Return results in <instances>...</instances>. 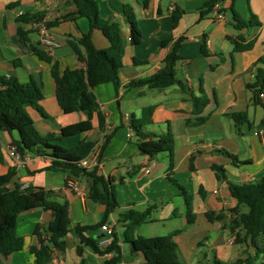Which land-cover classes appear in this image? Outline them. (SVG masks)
Instances as JSON below:
<instances>
[{
    "label": "crops",
    "instance_id": "1",
    "mask_svg": "<svg viewBox=\"0 0 264 264\" xmlns=\"http://www.w3.org/2000/svg\"><path fill=\"white\" fill-rule=\"evenodd\" d=\"M80 1V0H78ZM102 18H114L122 22L124 5L132 7L141 31V43L132 46L128 39V26L122 23V36L126 46L123 67L119 72L118 96L113 84L95 87L99 110L104 116V126L98 127L94 116L93 129L85 134L56 141L63 148H72L86 137L95 147L110 136L102 150L96 170L98 175L112 177L118 207L107 217L106 224L114 231L121 248L118 264H145L141 256H132L123 242L124 226L119 216L128 211H143L153 206L149 220L136 228L141 237L166 236L173 231L178 247L180 264H209L217 258L230 264L252 253L245 244H237L229 232L231 209L246 207L229 195L228 183L243 184L259 180L264 173V99L254 100V94L246 86L255 82L257 68L264 69V0H221L217 18L211 12L200 16L210 0H98ZM234 11L245 21L251 16L260 23L258 27L237 30L233 26L231 3ZM146 4V5H145ZM180 12L173 25L172 13ZM75 4L72 0H0V75H14L21 82L32 78L40 87L44 100L40 103L47 119L34 111L31 115L41 135L57 134L61 127L86 117L83 113L63 114L55 101V86L50 65L38 60L18 38L17 28L29 31L30 42L47 51L58 61L59 70L79 67L67 40L89 30L86 18L73 20ZM28 14L30 18L41 17L46 22L57 24L49 29L57 47L47 50L40 42L38 22L17 23V17ZM241 36L244 43L252 42L249 50L234 51L230 39ZM181 39L176 63L177 78L185 90L177 86L165 89H149L147 86L126 88L132 80L145 79L163 66V60L172 44ZM170 40L167 46L163 41ZM205 43L206 54L201 52ZM91 42L95 49L105 50L109 42L99 31H93ZM133 59L143 61L137 65ZM207 98L201 116L206 120L197 125H186L191 114L193 96ZM48 104L55 114L48 108ZM154 106L152 123L146 130L156 135L170 131L174 140L173 178L192 195L191 206L195 221L187 224L186 206L179 189L166 178L168 156L166 153L153 158L139 154L136 138L129 128L131 116L139 117L144 107ZM242 113L247 123L237 129L228 114ZM53 115V116H52ZM0 135L2 161L0 174L14 170L15 175L7 187L15 184L33 191H54L55 200L68 206L69 232L64 237L65 251L53 250L46 264H101L112 254L97 255L85 247L82 257L76 253L78 238L74 227L96 226L85 234L93 238L99 247L111 242V237L98 224L104 218L103 205L87 199L86 179H75L68 172L48 171L49 160L35 155H26L21 161L11 158L7 152L9 137ZM70 140V141H69ZM236 158L233 161L229 156ZM192 157L193 169L189 168ZM221 166L225 179H217L211 166ZM90 169V170H92ZM124 177V182L120 179ZM222 213V221L209 222L205 213ZM52 216L49 211L33 209L17 218L16 234L23 239V249L6 258L0 255L3 264H37L30 247L37 245L38 234L48 225ZM127 248V249H126Z\"/></svg>",
    "mask_w": 264,
    "mask_h": 264
},
{
    "label": "trees",
    "instance_id": "2",
    "mask_svg": "<svg viewBox=\"0 0 264 264\" xmlns=\"http://www.w3.org/2000/svg\"><path fill=\"white\" fill-rule=\"evenodd\" d=\"M75 4L73 20L86 18L89 23V30L85 33L79 31L78 37L68 39L70 46L79 67L62 71L59 70L58 61L47 51L39 48L37 44L30 42L29 31L17 28L18 38L27 46L29 51L38 60L50 65L51 76L55 86V101L63 114L83 113L85 119L79 122L61 127L57 134L49 133L41 135L35 127L31 112L37 113L41 118L47 119L40 103L44 100L43 93L38 84L30 78L27 82H21L14 75H0V133L9 137V144L16 148L19 157L23 159L26 155H35L49 160L46 167L48 171L68 172L72 178L86 179L87 199L93 203L103 205L105 208L104 218L98 224L99 227L106 224L108 215L118 207L115 195V184L112 177L105 178L98 175L95 169L89 170L79 166V161L84 158L95 147V143L86 137L79 140L72 148H63L56 141L67 139L76 135L85 134L93 129L92 120L97 117L98 127L104 126V116L99 110V105L94 94L95 87L111 83L115 88V95L118 96L120 86L119 72L123 67V57L126 46L122 36V23L128 26V39L132 46L141 43V31L132 7L124 5L121 11L122 22L114 18L104 19L99 14L98 0H72ZM221 0H210L204 6L200 16L211 12L212 7ZM146 5V4H145ZM233 26L237 30L249 27H258L260 23L251 16L249 20H243L233 8L231 3ZM173 25H176L180 12L174 10L172 13ZM41 17L30 18L28 14L17 17V23L38 22ZM57 22H46L45 26L50 28ZM93 31H99L109 42L105 50H97L91 42ZM234 51L249 50L253 43H244L241 36L230 39ZM181 39L176 40L170 52L163 60L160 70L145 79L132 80L126 88L147 86L149 89H165L177 86L185 90L183 83L177 78L176 63L180 59L178 48ZM170 40L163 41L161 46H167ZM201 52L206 54L205 43H201ZM137 65L145 62L133 59ZM254 94V100L260 99L264 93V69L257 68L255 82L246 86ZM192 103L191 114L195 116L192 120H186V125H197L203 123L206 118L201 116L207 104L202 89L201 96L195 97L190 92ZM154 106L144 107L139 117L131 116L129 128L136 138V146L140 155L153 158L159 154L166 153L168 165L166 178L175 185L183 198L186 206L187 224L195 221V214L192 211V195L173 178V151L174 140L170 131L162 135H156L146 130V126L152 123ZM233 120L236 128L247 123L246 115L242 113L228 114ZM110 136H105L99 146L98 160L102 150L108 143ZM228 156L236 161L232 155ZM2 153L0 148V162ZM189 168L193 169L192 157L189 160ZM211 170L215 172L217 179H225L224 169L221 166L213 165ZM15 175L14 170L6 174H0V255L4 258L23 249V239L16 234V223L18 216L33 209H43L51 213L52 219L48 225L38 234L37 245L30 247L37 264H46L51 260L53 250L65 251L64 237L69 232L68 206L66 202L55 200L57 193L54 191H33L30 187L22 189L15 184L12 189L7 185ZM122 177L120 182H124ZM229 195L237 202V205H244L245 212H240L238 207L231 209L229 232L234 236L237 244H245L252 249V253L244 252V256L236 259L230 264H264V173L262 177L253 182L243 184H227ZM153 206H148L139 212L128 210L119 216V221L124 226L123 242L129 247L132 256H141L145 264H180L178 247L174 236L180 230L173 231L166 236L141 237L135 235L136 228L149 220ZM205 218L209 222L222 221V213L207 212ZM96 226L74 227L78 238L76 253L82 257L85 247L97 255L104 256L112 254L108 260L101 264H118L121 261V248L118 245L119 238L112 231L111 242L105 247H99L96 241L88 237L85 232L93 230ZM0 264H3L0 260ZM80 264H84L81 260ZM209 264H224L217 258H213Z\"/></svg>",
    "mask_w": 264,
    "mask_h": 264
},
{
    "label": "built area",
    "instance_id": "3",
    "mask_svg": "<svg viewBox=\"0 0 264 264\" xmlns=\"http://www.w3.org/2000/svg\"><path fill=\"white\" fill-rule=\"evenodd\" d=\"M218 9V4L216 3L213 7H212V12L214 13V16L217 18H221L222 15L221 13H219L217 11ZM46 20H41L39 21L38 24V33L40 36V42L41 44L47 49H53L55 47H57V42L54 40L52 34L50 33L49 29L45 26ZM260 99H264V93L260 94ZM7 152L8 155L15 159L16 161H21L22 159L19 157L18 153L16 152V148L9 144L7 146ZM98 154H99V149L97 147H94L89 154H87L84 158H82L79 161V166L86 168V169H92L93 167L97 166L98 163ZM101 230L103 232H106L109 237H111L112 234V229L107 225L104 224L101 227Z\"/></svg>",
    "mask_w": 264,
    "mask_h": 264
},
{
    "label": "rangeland",
    "instance_id": "4",
    "mask_svg": "<svg viewBox=\"0 0 264 264\" xmlns=\"http://www.w3.org/2000/svg\"><path fill=\"white\" fill-rule=\"evenodd\" d=\"M48 108L49 110L52 112V114H55V111L53 110V108L51 107V104H48ZM53 116V115H52ZM0 135L4 136L3 133H0ZM70 141V140H69ZM128 247V246H127ZM127 249V248H126Z\"/></svg>",
    "mask_w": 264,
    "mask_h": 264
}]
</instances>
